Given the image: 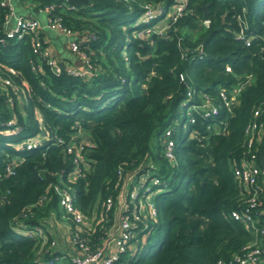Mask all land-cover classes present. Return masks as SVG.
I'll return each mask as SVG.
<instances>
[{
  "label": "trees",
  "instance_id": "obj_1",
  "mask_svg": "<svg viewBox=\"0 0 264 264\" xmlns=\"http://www.w3.org/2000/svg\"><path fill=\"white\" fill-rule=\"evenodd\" d=\"M23 1L35 10L53 4L48 15L73 31L90 72H53L33 52L34 37L46 46L42 31L0 40V73L11 81L0 82V264H71L50 248L46 232L26 233L62 213L59 189L88 220L80 237L92 250L104 246L130 172L158 179L150 187L156 214L134 226L116 264H218L240 254L256 236L230 216L242 202L233 166L245 124L255 109L264 116V0H188L164 34L146 30L163 24L174 0H89L74 8L66 0ZM146 1L160 8L149 21ZM9 12L0 5V39ZM235 89L227 105L220 91L229 97ZM205 96L216 113L187 111ZM168 127L174 160L162 150ZM82 135L90 143L73 175L66 145ZM29 139L36 144L27 147ZM258 219L263 225L262 213Z\"/></svg>",
  "mask_w": 264,
  "mask_h": 264
},
{
  "label": "built area",
  "instance_id": "obj_2",
  "mask_svg": "<svg viewBox=\"0 0 264 264\" xmlns=\"http://www.w3.org/2000/svg\"><path fill=\"white\" fill-rule=\"evenodd\" d=\"M187 1L188 0H174V3L166 12L163 24H155L152 28H148L146 32L164 34L168 24L184 13ZM0 5H6L10 9L3 25L5 35L0 40L3 41L4 38L11 37L20 38L26 32H37L41 30L40 22L37 18L24 15L14 16L9 0H0ZM142 6L143 18L145 21L153 19L160 11L158 5L151 1L144 2ZM68 7L74 8V5L70 4ZM41 9L45 10L47 13L48 25L52 29H56L68 35L70 37L67 41L68 48L83 60L81 67L72 65L65 66L66 70L74 75L87 76L90 72V69L86 67L88 62L85 54L79 51L78 42L75 40L73 31L62 23L60 15H48L51 9H53V4H47ZM237 17L238 19L240 18V16ZM205 21H207V19ZM241 34L242 30L239 35ZM33 40V52H39L45 56L50 69L55 73L59 72L62 68L59 66L58 61L50 55L47 46H43L42 39L34 37ZM226 70H230V67L227 66ZM0 82L3 85L11 84L10 79L3 77L1 73ZM236 91L237 89L232 91L229 97L224 90L220 91L227 105L236 100ZM189 93L190 92H188V94ZM9 100L11 101V99ZM184 105L185 102H182V106ZM191 106L196 110L203 111L205 116L216 113L217 111V107L211 102L208 96H205L200 103L191 104ZM253 113L254 116H252L243 128L245 138L242 155L238 162H234L233 166V174L239 184L240 199L242 202L239 208L230 211V216L243 223L247 229H251L256 237L253 241H249L243 246V250L240 254L234 255L227 263L218 260V264H264V241L262 242L261 240L264 237V224H258V215L261 212L259 208L263 202L262 198L264 197V168L260 164V156H262L264 162V116H258L260 113L259 109H255ZM191 120H193V118H191ZM14 123L15 119L11 118L8 119L4 125L10 126ZM171 134L170 127L164 130L162 150L166 158L174 160V139ZM35 141V139H29L26 146H34L36 144ZM84 149L85 144L81 141L77 142L73 140L66 145V152L72 155L74 162L73 175L78 174L82 164H84ZM149 166L152 167V163H149ZM6 170L12 172L10 166H7ZM118 173L120 175L122 174L121 168L118 169ZM156 183H158L156 177L147 180L145 176H140L130 184L126 192L125 204L121 209L118 220L119 231L114 237V247L111 250H106L104 246L92 250L89 244L80 237V233L86 226L87 219L74 205L72 194L66 189H59V205L62 209V214L67 219L71 217L75 222V229L72 230L70 228L69 230V240L76 247V253L70 257L71 264H116L119 253L126 249L127 242L136 233L134 226L142 222L147 216L153 217L156 214L155 205L151 196L153 191L150 189L151 184ZM43 198L44 197H42L41 200ZM111 206V199L106 198L105 208L109 209ZM26 233L29 236H40L45 238V231L42 226H36L27 230ZM259 236L261 238L260 240ZM51 243H53V241Z\"/></svg>",
  "mask_w": 264,
  "mask_h": 264
},
{
  "label": "crops",
  "instance_id": "obj_3",
  "mask_svg": "<svg viewBox=\"0 0 264 264\" xmlns=\"http://www.w3.org/2000/svg\"><path fill=\"white\" fill-rule=\"evenodd\" d=\"M22 5H26L29 7V10H27L26 12H33L34 11H38L35 10L33 8V5L31 4L30 1H23L21 2ZM13 9V7H12ZM33 9V10H31ZM15 15V13H13ZM19 15H24V16H28L25 14H19ZM36 18V17H35ZM39 21V20H38ZM40 22V21H39ZM41 27V24H40ZM42 33L44 34V40L46 41V46L50 51V55L52 57H54L58 62L62 61L64 63L65 66H75V67H81L82 64L79 63V59H76V62H73V59L66 57L63 52L61 51V48H59V46H57V43H55L52 38L47 34L46 31H44L41 27ZM70 37H68L67 39L64 40L63 44L64 46L68 47L67 45V41ZM77 57H79L77 55ZM133 172H130V174L125 177L124 181H123V186L125 187V197L123 200L120 199V196H122V193L120 192L119 194V198L117 201V205H116V215H115V223L112 225V227L109 229L108 231V235L107 238L104 241V247L106 250H111L114 247V237L115 235L118 233L119 231V226H118V220H119V216H120V212L121 209L123 208L124 204H125V200H126V192L127 189L130 186V183H132L133 181H135L137 178H133ZM122 191V190H121ZM121 200V201H120ZM119 205V208H118ZM264 216V199L262 202V206H261V212ZM44 231L46 232V234L52 239H55V243L54 245H50V248H52L53 250L59 252L60 254H62V256H68L71 257L74 253H76V247L70 242L69 240V230H70V222L69 220L61 213L59 215H57L55 212H51L47 217L44 218ZM86 224L88 223V220H86ZM260 236H259V240H260ZM262 242L264 241L263 238L261 239Z\"/></svg>",
  "mask_w": 264,
  "mask_h": 264
},
{
  "label": "rangeland",
  "instance_id": "obj_4",
  "mask_svg": "<svg viewBox=\"0 0 264 264\" xmlns=\"http://www.w3.org/2000/svg\"><path fill=\"white\" fill-rule=\"evenodd\" d=\"M9 1H10V5L13 7V13H15V15L25 14V15H28L29 17H36L40 21L42 29L47 32V34L52 38V40L55 43H57V46H59V48H61V51L63 52V54L66 57L73 59V62H76V59L77 60L79 59L80 60L79 63L83 64V60H81L79 57H77V54L75 52L71 51L68 47L64 46L63 42L69 36L59 32L56 29H52L48 25V23H47V13H46L45 10L40 9L38 11H34L33 9H31V10H33V12H26L27 10H29V7L26 6V5L25 6L22 5L20 0H9ZM191 107L192 106L190 104L188 106V108H187V111L191 110ZM182 113H184V111H182ZM182 113H180L179 119L182 118V115H183ZM37 139H41V136H37ZM80 141L82 143H84V144H89L90 143L89 138L87 137V135H84V136L82 135ZM121 193H122V196H120V199L123 200L124 197H125V187L122 188ZM118 208H119V205H118ZM52 241H53V243H51ZM51 242L49 243V246L50 245L51 246L54 245V243L56 241H55V239L54 240L51 239Z\"/></svg>",
  "mask_w": 264,
  "mask_h": 264
},
{
  "label": "water",
  "instance_id": "obj_5",
  "mask_svg": "<svg viewBox=\"0 0 264 264\" xmlns=\"http://www.w3.org/2000/svg\"><path fill=\"white\" fill-rule=\"evenodd\" d=\"M66 2L77 6H83L89 4V0H66ZM202 9H203L202 17L204 20H206L208 18L207 5H202ZM58 64L61 68H65V65L62 61H59ZM42 133H44V131ZM260 164L264 168V162L262 156H260Z\"/></svg>",
  "mask_w": 264,
  "mask_h": 264
}]
</instances>
